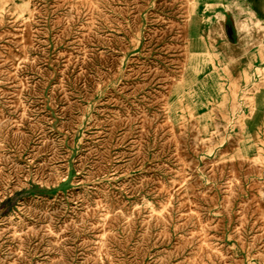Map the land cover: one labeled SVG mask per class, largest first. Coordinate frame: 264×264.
I'll return each instance as SVG.
<instances>
[{"label": "rangeland", "instance_id": "rangeland-1", "mask_svg": "<svg viewBox=\"0 0 264 264\" xmlns=\"http://www.w3.org/2000/svg\"><path fill=\"white\" fill-rule=\"evenodd\" d=\"M0 0V264H264V0Z\"/></svg>", "mask_w": 264, "mask_h": 264}, {"label": "crops", "instance_id": "crops-1", "mask_svg": "<svg viewBox=\"0 0 264 264\" xmlns=\"http://www.w3.org/2000/svg\"><path fill=\"white\" fill-rule=\"evenodd\" d=\"M246 2H247V4L249 5V8H251V6H252V1H251V0H247ZM260 92L264 93V85H263V87H262V89H261Z\"/></svg>", "mask_w": 264, "mask_h": 264}]
</instances>
